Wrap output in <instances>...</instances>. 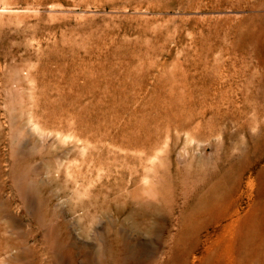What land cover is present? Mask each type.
Masks as SVG:
<instances>
[{"label": "rangeland", "instance_id": "1", "mask_svg": "<svg viewBox=\"0 0 264 264\" xmlns=\"http://www.w3.org/2000/svg\"><path fill=\"white\" fill-rule=\"evenodd\" d=\"M263 14L0 0V264L239 261L243 227H264V92L256 116L239 31L254 19L264 41Z\"/></svg>", "mask_w": 264, "mask_h": 264}, {"label": "bare ground", "instance_id": "2", "mask_svg": "<svg viewBox=\"0 0 264 264\" xmlns=\"http://www.w3.org/2000/svg\"><path fill=\"white\" fill-rule=\"evenodd\" d=\"M256 1L259 2L260 7L264 8V0H256ZM261 29L264 32V26L261 27ZM240 30L241 31H239V32H241V33H239L240 34L239 39H241V43L238 41L239 39L237 41L240 43V49L241 50L239 49V51H242L241 53L243 54L242 61L240 63H241L242 68H244V69L242 71L238 72V76H240L244 81L243 88H242V94L244 93L243 95H245L244 96V103H245L244 106L246 108L250 109L252 112H254L253 114L257 116V115H260V113L263 114L261 112V110H259L257 108L258 106L257 107L255 106V104H257L256 100H258V98H260L264 92V72L262 74H260V76H259L258 75L259 73L256 71L258 68H263V70H264V62L259 57L260 54L258 53V50L261 49V47H264V41H260L261 38L259 39V37H260V36H258L260 34L259 33V25L257 24V22L254 19H251L250 25L248 27H241ZM237 48H239V47H237ZM230 50L228 52H230ZM235 50H236V47H235ZM235 50H232V51H235ZM221 52H223V50ZM228 52H226V53L228 54ZM233 53H236V52H233ZM226 62L227 61H224V63H223L224 67H225ZM217 69H219V67ZM244 170H245V167L243 165L241 168V171L243 172ZM41 222H42V220H41ZM250 230L251 229L250 228L248 229L246 226L243 227L242 234L244 235V238H243V241L240 242V243H242L241 244L242 247H240V249L238 251V256H239L240 260L235 262V260L232 259L234 264L235 263L236 264H240V263L243 264L242 263L243 260L245 261V264H254L255 260L258 259L257 256L259 255V251H260L259 247L260 246L258 243L259 241L257 242L258 244L255 242V238L257 235L261 234V232H264V227L260 226V227H257L256 229H253L251 231ZM250 239H252V241ZM261 242H263V241H261ZM233 246H234V244H232V243L225 246V250L223 253H225L226 256L232 257L233 254L235 253ZM239 246L237 248H239ZM263 253L264 252H262V254ZM226 259H228V258H226Z\"/></svg>", "mask_w": 264, "mask_h": 264}]
</instances>
